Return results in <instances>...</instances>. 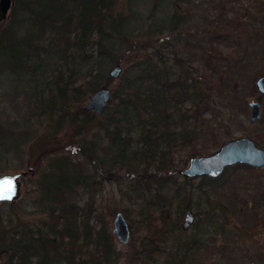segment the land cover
Wrapping results in <instances>:
<instances>
[{
	"label": "rangeland",
	"instance_id": "1",
	"mask_svg": "<svg viewBox=\"0 0 264 264\" xmlns=\"http://www.w3.org/2000/svg\"><path fill=\"white\" fill-rule=\"evenodd\" d=\"M111 10L133 32L132 46L118 40L112 64L105 65L102 50L90 45L85 51L52 52L35 76L0 74V125L11 129L0 147V175L28 172L21 198L12 207L1 203L0 213L28 237L29 231L39 232L52 240L49 247L40 245L34 263L50 258L48 264H69L72 244L67 237L60 244L48 227L57 214L48 209L60 207L52 204L55 198L45 199L39 185L60 166L69 177L64 200L74 205L76 226L86 223L94 236L108 235L114 250L110 264H264V167L230 165L217 183L181 174L191 158L210 155L233 139L246 137L264 149V94L256 85L264 74V0H115ZM143 43L164 52L170 73L185 79L197 105L186 100L170 119L165 129L174 134L172 142L169 134L160 139L162 125L155 128L154 157L144 154L140 124H123L128 156L122 160L100 128L104 113L85 109L97 89L83 91L80 99L67 89L61 97L55 79L62 71L83 84L98 65L107 72L120 65L123 74L151 54ZM120 77L102 80L99 88L115 91ZM252 101L262 107L257 120L251 119ZM117 102L109 104L111 111ZM195 111L197 118L190 116ZM84 116L92 120L86 132ZM187 210L195 220L184 229ZM119 212L131 230L126 244L113 232ZM78 234L83 256L92 259L98 247Z\"/></svg>",
	"mask_w": 264,
	"mask_h": 264
},
{
	"label": "trees",
	"instance_id": "2",
	"mask_svg": "<svg viewBox=\"0 0 264 264\" xmlns=\"http://www.w3.org/2000/svg\"><path fill=\"white\" fill-rule=\"evenodd\" d=\"M114 4L115 0H15L10 21L0 28V74L15 76L28 73L35 76L43 66L45 56L52 52L67 53L71 48L85 51L90 45H97L102 50L100 60L105 65L112 64L115 61L112 50L118 40L130 45L133 36V32L125 28L126 22L113 14L111 9ZM106 40L114 43V45L111 43L112 48L105 44ZM139 44L135 47L140 48ZM158 48L143 43L142 49L152 50L151 54L132 63L123 74L121 73L117 89L111 90L109 101L111 104L116 99L118 101L116 108L111 111V105L108 104L106 111L101 115L106 119L101 120L100 128L111 138V149L114 148L116 156L122 157V160L128 156L123 124H132L133 120L140 124L144 154L147 157H154L159 146L155 128L162 125L160 139L167 138L166 135L169 134L172 142L174 134L170 135L165 129L169 127L170 119L181 111V104L186 100H192V103L197 105L196 97L190 94L189 84L180 78V75L176 77L170 73L165 54ZM109 71L107 72V68L102 70L98 65L94 71L88 72L86 76L88 80L83 84H76L73 73L65 77L62 71H59L55 79L58 95L62 97V93L68 89L75 90L78 97L85 90L98 89L102 80L108 82L112 80ZM46 100L41 99L40 102ZM83 113L87 115L88 112ZM196 114L195 111L190 116L197 118ZM93 117L99 116L93 114ZM83 121L86 132L92 120L90 118L87 120L84 116ZM177 121L174 120L175 123ZM3 126L0 125V147L4 148L11 129L8 127L3 129ZM187 139L188 136L184 137V140ZM95 156L92 154L90 159H94ZM161 157H165L164 152L161 153ZM57 169L58 173H47L39 185L43 188L45 199L55 198L52 204L60 207L59 210L56 207L48 209L53 214L57 212L56 222L48 227L55 240L60 239V244H65L66 237L72 244V250L65 260L69 264H110L114 250L108 235L104 231H98L94 236L91 227L86 223L83 226L81 224L76 226L79 216L73 209L74 205L64 200L66 192L70 190L69 177L60 166ZM160 170L163 172L164 168L160 167ZM224 176L222 174L218 178L207 176L203 178L206 182L217 183L219 178ZM73 178L77 179L76 176ZM13 204L9 205L12 207ZM10 222L12 223V218L0 213V264H42L34 263L41 255L40 245L42 248L49 247L52 240L44 239L43 234L39 232L31 234L29 231L28 237L25 229H20L19 224L18 227H12ZM79 231L84 233L87 242L91 241L90 243L98 247L97 254H94L92 259L87 257L88 255L83 256L81 247L76 243ZM188 249H191L190 246H187ZM49 259L45 264L51 261Z\"/></svg>",
	"mask_w": 264,
	"mask_h": 264
},
{
	"label": "water",
	"instance_id": "3",
	"mask_svg": "<svg viewBox=\"0 0 264 264\" xmlns=\"http://www.w3.org/2000/svg\"><path fill=\"white\" fill-rule=\"evenodd\" d=\"M15 5V0H0V26L8 19L10 12ZM122 73L120 65L113 66L109 71L112 79L118 78ZM259 92L264 93V74L256 81ZM111 99V89L107 87L98 88L90 101L85 106L87 111H94L101 115L105 112ZM261 117V107L259 102L251 103V119L257 120ZM242 163L253 167H264V149L258 146L254 140L241 137L233 139L223 144L220 149L210 155L197 156L190 159L189 166L181 171L186 177H196L201 175L219 176L228 166ZM28 175L27 171L16 173H5L0 175V180L5 178L13 181V191L6 193L10 198L0 199L1 203H13L19 200L23 193V178ZM195 220L192 210H187L183 228H189ZM113 232L122 243H128L131 238V230L124 215L117 213L114 220ZM255 264V263H252Z\"/></svg>",
	"mask_w": 264,
	"mask_h": 264
},
{
	"label": "snow or ice",
	"instance_id": "4",
	"mask_svg": "<svg viewBox=\"0 0 264 264\" xmlns=\"http://www.w3.org/2000/svg\"><path fill=\"white\" fill-rule=\"evenodd\" d=\"M14 185L11 179L5 178L0 180V199H8L9 195L6 193H11L13 191Z\"/></svg>",
	"mask_w": 264,
	"mask_h": 264
},
{
	"label": "flooded vegetation",
	"instance_id": "5",
	"mask_svg": "<svg viewBox=\"0 0 264 264\" xmlns=\"http://www.w3.org/2000/svg\"><path fill=\"white\" fill-rule=\"evenodd\" d=\"M262 75H263V74H262ZM260 76H261V75H260ZM260 76H259V77H260ZM259 77H258V78H259ZM256 81H257V80H256ZM258 91H259V89H258ZM260 93H261V92H260ZM261 94H264V93H261ZM252 102H259V101H252ZM252 102H251V103H252ZM259 103H260V102H259ZM260 107H261V104H260ZM261 116H262V107H261Z\"/></svg>",
	"mask_w": 264,
	"mask_h": 264
}]
</instances>
